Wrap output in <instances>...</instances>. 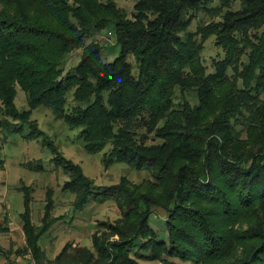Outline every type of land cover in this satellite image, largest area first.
<instances>
[{
    "label": "trees",
    "instance_id": "16d2710c",
    "mask_svg": "<svg viewBox=\"0 0 264 264\" xmlns=\"http://www.w3.org/2000/svg\"><path fill=\"white\" fill-rule=\"evenodd\" d=\"M213 1L136 0L127 15L116 0H0V129L11 118L10 132L28 127L29 137L43 135L29 115L46 105L80 128L88 152L110 144L105 164L125 162L155 176L156 183L96 187L43 139L80 202L93 195L124 209L119 241L97 244L107 260L81 264H140L138 257L264 264V0H240L238 8L235 0ZM200 13L208 19L190 30ZM105 29L116 36L112 61L94 38ZM211 36L222 54L208 65ZM74 51L79 62L65 71ZM17 85L29 105L22 112ZM69 93L74 105L64 112ZM157 206L165 209L160 224ZM24 220L36 254L37 234Z\"/></svg>",
    "mask_w": 264,
    "mask_h": 264
},
{
    "label": "rangeland",
    "instance_id": "374dc122",
    "mask_svg": "<svg viewBox=\"0 0 264 264\" xmlns=\"http://www.w3.org/2000/svg\"><path fill=\"white\" fill-rule=\"evenodd\" d=\"M135 1L116 0L127 15L131 14ZM217 3V0L212 2L213 5ZM233 7H240V0H235ZM207 19L206 14L200 13L192 20L189 29L194 31L200 21ZM94 38L102 46L103 59L112 61L118 53L115 33L105 29ZM221 54L214 38H208L203 51L206 64L209 65L213 57ZM79 59V52L70 53L64 62L65 71L72 69ZM129 61L136 72L134 58L130 56ZM68 97L64 112L74 105L71 93ZM188 97L194 101L191 96ZM14 102L21 112L29 108L26 93L18 85ZM5 117L0 112V119ZM29 120L37 123L43 135L29 137L28 127L19 133L10 132L11 118H6L9 121L7 128L0 129V158L3 160L0 166V251L13 264H81L86 260H101L104 263L107 256L98 253L97 244L103 242L105 244L101 245L108 248L110 242L119 241L115 228L122 223L124 209L114 199L93 195L85 203L80 202L73 189L66 185L70 174L52 161L53 154L43 144V139L52 142L65 158L78 164L96 187L112 186L123 179L136 185L146 181L156 183L153 171L115 160L105 164L110 144L99 152H88L79 137L80 128L70 126L49 106L39 105L32 109ZM153 209V221L160 224L165 219V209L162 206ZM24 217L30 221L32 232L37 234L36 254L28 245ZM82 250L91 257L82 258ZM59 254L62 256L57 259ZM137 261L140 264H162L159 260L141 257Z\"/></svg>",
    "mask_w": 264,
    "mask_h": 264
},
{
    "label": "crops",
    "instance_id": "0c3cea01",
    "mask_svg": "<svg viewBox=\"0 0 264 264\" xmlns=\"http://www.w3.org/2000/svg\"><path fill=\"white\" fill-rule=\"evenodd\" d=\"M9 257L0 251V264H9Z\"/></svg>",
    "mask_w": 264,
    "mask_h": 264
},
{
    "label": "built area",
    "instance_id": "2783aa9c",
    "mask_svg": "<svg viewBox=\"0 0 264 264\" xmlns=\"http://www.w3.org/2000/svg\"><path fill=\"white\" fill-rule=\"evenodd\" d=\"M111 33V32H110Z\"/></svg>",
    "mask_w": 264,
    "mask_h": 264
}]
</instances>
